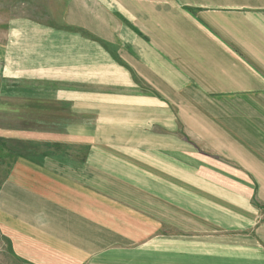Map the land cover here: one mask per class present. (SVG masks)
<instances>
[{
	"label": "crops",
	"instance_id": "obj_1",
	"mask_svg": "<svg viewBox=\"0 0 264 264\" xmlns=\"http://www.w3.org/2000/svg\"><path fill=\"white\" fill-rule=\"evenodd\" d=\"M16 8L0 264H264V0Z\"/></svg>",
	"mask_w": 264,
	"mask_h": 264
},
{
	"label": "rangeland",
	"instance_id": "obj_2",
	"mask_svg": "<svg viewBox=\"0 0 264 264\" xmlns=\"http://www.w3.org/2000/svg\"><path fill=\"white\" fill-rule=\"evenodd\" d=\"M16 6H17V0H0V26L2 22H6L7 19H10L11 17H15L18 15ZM1 102H6V101L0 99V104ZM25 113L27 114L29 113V111H25ZM42 114H45L42 117L48 116V111H44L42 112ZM9 116H10V112L0 111V120L2 122L4 118L8 120L10 118ZM0 140H2V138H0Z\"/></svg>",
	"mask_w": 264,
	"mask_h": 264
}]
</instances>
